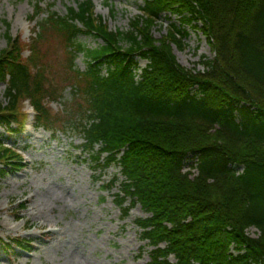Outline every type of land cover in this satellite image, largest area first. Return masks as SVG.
<instances>
[{
    "label": "trees",
    "instance_id": "trees-1",
    "mask_svg": "<svg viewBox=\"0 0 264 264\" xmlns=\"http://www.w3.org/2000/svg\"><path fill=\"white\" fill-rule=\"evenodd\" d=\"M140 12L129 32H111L93 17L87 0L38 27L28 58L32 66L19 60L16 43L0 51L7 101L0 126L20 122L21 97L43 130L57 120L72 122L67 113L57 119L45 105L61 96L47 91L38 47L51 30L65 40L68 74L74 72L72 52L90 63L72 78L75 97L83 102L74 127L96 164L120 167L125 181L118 208L129 200L151 215L136 222L151 248L148 264H171L170 258L175 264H264V0H144ZM163 14L187 28L201 25L215 53L202 62V74L184 71L171 55L167 43L179 45L177 37L186 36L173 24L158 45L150 28L140 26ZM85 34L104 45L86 50L77 43ZM135 59L147 62L139 80ZM3 146L0 159H12L6 155L12 153L18 164L21 158ZM190 162L197 171L192 181L183 173ZM249 228L259 232L257 239L245 235ZM231 242L242 251L235 258L228 255ZM9 243L26 249V241Z\"/></svg>",
    "mask_w": 264,
    "mask_h": 264
},
{
    "label": "rangeland",
    "instance_id": "rangeland-1",
    "mask_svg": "<svg viewBox=\"0 0 264 264\" xmlns=\"http://www.w3.org/2000/svg\"><path fill=\"white\" fill-rule=\"evenodd\" d=\"M85 1L0 0V51L16 43L19 60L32 66L28 58L38 27L51 15L65 16L69 9ZM91 4L93 17L104 22L109 31L126 33L132 24L139 23L136 18L144 0H91ZM36 12L39 15L35 18ZM179 21L163 14L154 24L146 27L143 21L140 26L150 28L158 45L172 34L173 24L186 36L177 37L179 45L167 43L171 55L184 71L202 74V62L213 60L214 50L200 31L201 25L187 28ZM44 37L38 47L44 55L41 63L47 91L61 94L58 99L48 98L45 105L57 119L67 116L72 122L62 124L56 119L53 128H36L29 103L21 97L18 116L20 124L24 120V127L16 122L9 128L0 126V145L5 144L3 147L21 158L18 164L12 153L6 154L12 159H0V264H148L151 248L142 242L136 222L151 215L140 205L132 208L129 200L122 209L118 208L125 181L120 167L105 169L96 164V157L85 152L84 135L74 127V122L80 120L77 105L83 106V102L75 97L72 78L74 72H85L90 63L85 54L72 52L74 72L68 74L70 54L65 40L51 30ZM77 43L88 51L104 45L101 39L87 34L79 36ZM135 60L140 75L147 62ZM5 96L6 86L0 83L1 109L7 104ZM25 129L33 135L28 140L23 137ZM12 164L19 166L11 169ZM55 193L60 201L54 200ZM29 196H33L31 204L26 202ZM129 208L132 209L125 216ZM14 239L27 241L28 250L23 252L15 244L10 245ZM169 261L176 262L174 258Z\"/></svg>",
    "mask_w": 264,
    "mask_h": 264
},
{
    "label": "bare ground",
    "instance_id": "bare-ground-1",
    "mask_svg": "<svg viewBox=\"0 0 264 264\" xmlns=\"http://www.w3.org/2000/svg\"><path fill=\"white\" fill-rule=\"evenodd\" d=\"M25 131V132H24ZM23 131V137L26 139V140H28V139H30L33 135L30 133V132H28L29 131V129H25ZM4 150L6 149V148H3ZM8 150H10V149H8ZM12 151V150H11ZM53 197H54V200L55 201H60L61 200V197H59V194L58 193H55L54 195H53ZM33 198V196H29L27 199H26V202H29L30 204L32 203V201L33 200H31ZM45 213V212H44ZM34 215H35V213H34ZM21 239H14V240H10L9 242H13V241H20ZM41 240H43L44 241V239H41ZM27 246L29 247V244H27Z\"/></svg>",
    "mask_w": 264,
    "mask_h": 264
},
{
    "label": "built area",
    "instance_id": "built-area-1",
    "mask_svg": "<svg viewBox=\"0 0 264 264\" xmlns=\"http://www.w3.org/2000/svg\"><path fill=\"white\" fill-rule=\"evenodd\" d=\"M241 172H242V171H239L238 174H240ZM192 173L194 174V176L196 175V174H195V171H192ZM250 229H253V230H250ZM250 229L246 231V235H247L248 237L253 238V239L259 237V232H258L256 229H254V228H250ZM249 231H253L254 234H250ZM230 252H231L232 254L236 255V251H235V246H234V245L231 246V248H230Z\"/></svg>",
    "mask_w": 264,
    "mask_h": 264
}]
</instances>
